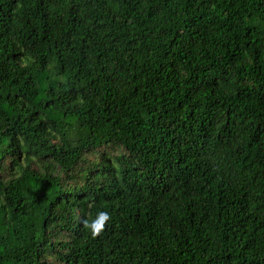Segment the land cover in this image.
Masks as SVG:
<instances>
[{
  "label": "trees",
  "instance_id": "1",
  "mask_svg": "<svg viewBox=\"0 0 264 264\" xmlns=\"http://www.w3.org/2000/svg\"><path fill=\"white\" fill-rule=\"evenodd\" d=\"M0 264H264V0H0Z\"/></svg>",
  "mask_w": 264,
  "mask_h": 264
},
{
  "label": "clouds",
  "instance_id": "2",
  "mask_svg": "<svg viewBox=\"0 0 264 264\" xmlns=\"http://www.w3.org/2000/svg\"><path fill=\"white\" fill-rule=\"evenodd\" d=\"M111 219V215L107 211H101L97 214L96 218L89 222L88 220L84 221V227L87 228L91 236L96 238L101 235L104 231L107 222Z\"/></svg>",
  "mask_w": 264,
  "mask_h": 264
}]
</instances>
